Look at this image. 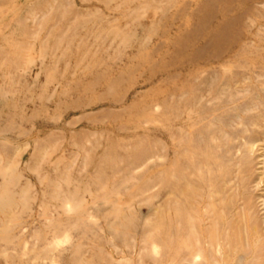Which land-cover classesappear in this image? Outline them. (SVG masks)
Here are the masks:
<instances>
[{
    "label": "rangeland",
    "instance_id": "1",
    "mask_svg": "<svg viewBox=\"0 0 264 264\" xmlns=\"http://www.w3.org/2000/svg\"><path fill=\"white\" fill-rule=\"evenodd\" d=\"M0 264H264V0H0Z\"/></svg>",
    "mask_w": 264,
    "mask_h": 264
}]
</instances>
